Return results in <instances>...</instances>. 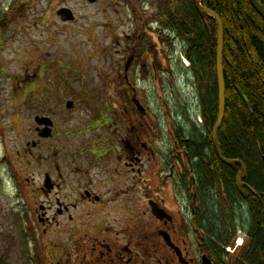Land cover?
<instances>
[{"label":"flooded vegetation","instance_id":"flooded-vegetation-1","mask_svg":"<svg viewBox=\"0 0 264 264\" xmlns=\"http://www.w3.org/2000/svg\"><path fill=\"white\" fill-rule=\"evenodd\" d=\"M157 4L110 2L106 81L90 69L64 67L62 53L49 62L70 76L61 69L57 78L48 76L42 62L33 71V85L37 74L47 77L48 111L35 115L24 147H6L1 160L9 191L34 204L26 207L47 264H251L256 258L249 252L259 250L264 197L246 180V161L239 189L242 165L223 163L214 145L202 141L212 137L198 100L205 88L196 89L181 69L184 50ZM9 154L23 162L24 179Z\"/></svg>","mask_w":264,"mask_h":264},{"label":"rangeland","instance_id":"rangeland-1","mask_svg":"<svg viewBox=\"0 0 264 264\" xmlns=\"http://www.w3.org/2000/svg\"><path fill=\"white\" fill-rule=\"evenodd\" d=\"M97 1L0 0V13H7L6 19L9 21L7 29L0 30V264L48 263L39 241L33 238L35 227L30 219L32 212L28 213L26 207L29 202L31 209L32 201L26 195L18 197L9 191L7 168L2 165L1 159L6 147L10 152L11 149L15 152L24 147L27 139H30L35 115L45 109L48 111V102L44 96L47 90L43 85L47 77L37 74L33 85L32 74L38 63H45L46 66L49 64L47 75L57 78L56 71L61 67L56 63L51 65L48 56L62 53L64 67L71 65L79 69H90L95 78L107 80L103 58L110 45L108 33L113 10L110 2L113 0ZM162 2L152 0L153 4L158 3L157 6H161ZM61 7L73 10L76 15L74 23L63 24L56 15ZM93 56L96 59L100 57L99 61L89 58ZM180 61L185 68L188 67L181 55ZM95 68L102 71L99 76ZM61 71L65 75L70 74L66 68ZM43 72L42 69L41 74ZM184 82L186 79L181 77V89H186ZM185 92L197 98L196 93L190 89ZM9 158L21 179H24L27 174L23 170V162L19 157L12 158V154H9Z\"/></svg>","mask_w":264,"mask_h":264},{"label":"trees","instance_id":"trees-1","mask_svg":"<svg viewBox=\"0 0 264 264\" xmlns=\"http://www.w3.org/2000/svg\"><path fill=\"white\" fill-rule=\"evenodd\" d=\"M165 26L178 38L195 79L198 100L204 103L208 127L213 128L218 114L216 76L217 23L209 15L203 17L196 0H162ZM264 8V0H258ZM202 5L216 12L224 28V78L226 112L221 128L223 154L228 159L248 164L246 180L264 197V20L249 0H202ZM7 13H0V30L8 27ZM250 103L248 108L243 97ZM225 135H224V134ZM220 134V133H219ZM199 140L197 139L196 142ZM213 148L212 137L202 139ZM214 156V155H213ZM254 176L252 180L251 176ZM264 205H259L261 241L251 264H264ZM248 253V252H245ZM34 257L31 256L33 260Z\"/></svg>","mask_w":264,"mask_h":264},{"label":"water","instance_id":"water-1","mask_svg":"<svg viewBox=\"0 0 264 264\" xmlns=\"http://www.w3.org/2000/svg\"><path fill=\"white\" fill-rule=\"evenodd\" d=\"M94 1V0H91ZM251 4L254 6V8L257 10L259 15L263 18L264 20V8L260 4L258 0H249ZM196 6L200 12V14L205 17L206 15L212 16L217 23V51H216V76H217V86H218V116L217 120L214 124L213 130H212V139H213V144L214 148L217 152V155L221 161H223L225 164L228 165H233V164H241L243 170L245 171V165L240 161L236 159H227L225 158L222 153H221V148L219 144V138H218V133L220 130V127L223 124L224 117H225V111H226V85H225V78H224V66H223V60H224V28H223V22L219 15L214 12L213 10L204 7L201 3V0H196ZM57 14L61 16L65 21H74L75 20V15L73 11L69 8H62L60 9ZM239 94L243 97L244 101L246 102L247 106L249 109H251L250 103L246 100L244 97L242 91L238 90ZM242 173H239L238 179H237V184L238 188L241 189L243 186L242 183Z\"/></svg>","mask_w":264,"mask_h":264}]
</instances>
